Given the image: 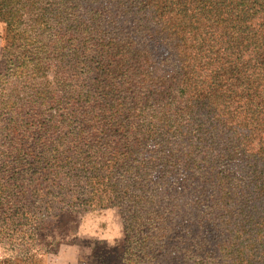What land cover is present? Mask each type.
<instances>
[{
    "label": "rangeland",
    "instance_id": "rangeland-1",
    "mask_svg": "<svg viewBox=\"0 0 264 264\" xmlns=\"http://www.w3.org/2000/svg\"><path fill=\"white\" fill-rule=\"evenodd\" d=\"M142 1L0 0V94L11 96L16 102L14 110L25 111L37 122L61 121L58 115L63 106L86 90L82 80L86 86L89 77L99 83V72L88 67L101 58L104 38L110 39L114 48L130 49L126 40L131 37L129 26L116 29L107 21L109 12L119 2ZM11 41L15 48L9 54L5 49ZM17 46H25L35 55ZM166 52L169 55L168 49ZM166 55L128 53L129 58H136L137 73L143 74L144 58L148 61L145 67L158 68ZM115 58L120 56L115 54ZM175 67L172 64L166 70ZM220 70L208 69L201 80L227 85L217 92L199 85L192 89L181 71L177 92L162 110L153 100L157 95L148 92L150 86L140 76L143 88L139 87V96L145 104L130 105L119 119L134 126L130 134L147 133L161 147L153 158L138 155L134 147L135 162L127 168L133 194H152L151 204L145 208L156 215L141 217L146 210L140 205L130 212L125 207L97 205L73 216L69 229L53 236L54 245L38 252L37 260L27 264H232L233 259H237L234 264H264V139L258 137L264 126L256 120L258 114L252 119L246 116L251 104L228 69ZM150 75L151 82L158 84L159 74ZM110 82L116 84L114 78ZM25 99L28 103L20 107ZM100 115L109 120V112ZM3 127L0 135L5 132ZM199 143L203 153L192 149ZM153 146L149 143L148 149ZM224 151L242 158L247 174L226 166ZM219 152L224 156L221 161ZM196 158L206 182L196 173ZM146 163L152 166L146 167ZM189 174L194 177L185 186ZM117 232L120 235L109 242L107 237ZM36 250L32 248V254ZM17 255L24 254L18 251L11 256Z\"/></svg>",
    "mask_w": 264,
    "mask_h": 264
},
{
    "label": "trees",
    "instance_id": "trees-1",
    "mask_svg": "<svg viewBox=\"0 0 264 264\" xmlns=\"http://www.w3.org/2000/svg\"><path fill=\"white\" fill-rule=\"evenodd\" d=\"M107 21L116 29L129 26L131 37L126 40L130 49L125 52L114 48L111 40L104 38L101 58L92 61L94 67H88L99 72V83L97 78L89 77L91 82L86 86L83 79L86 90H80L63 106L58 115L61 121L53 122L51 118L46 124L37 122L25 111L14 110L16 102L11 96L0 94V126L5 129L0 135V248L12 255L18 251L24 254L0 260V264L35 262L38 252L54 245V235L69 229L68 221L73 216L97 205L125 207L128 212L140 205L146 210L141 217L156 215L145 208L151 204L152 194H133L135 188L127 168L135 162L134 147L138 155L150 158L158 155L161 147L153 136L146 133L136 137L129 132L133 125L119 122L130 105L137 108L145 104L139 96L143 88L140 76L150 86L148 92L157 95L152 97L162 110L170 95L177 92L181 71L192 89L199 85L217 92L227 85L221 86L214 79L201 80L208 69L220 72V67H225L251 104L246 116L252 119L258 114L256 120L264 126V0L119 2ZM14 42L5 49L9 54L15 48ZM17 48L35 55L25 46ZM130 51L167 55L158 68L145 67L148 61L144 58L143 74L137 73L139 68L133 65L136 58L128 57ZM4 60L6 67L8 60ZM172 64L176 67L167 71L166 66ZM152 72L159 74L158 84L151 82ZM113 78L116 84L110 82ZM25 101L20 107L28 103ZM102 112H109V120L102 118ZM260 133L258 137L264 139V131ZM186 142L190 146L189 139ZM149 143L154 145L151 151ZM192 149L203 153L200 143ZM224 154L219 152L218 161L224 157L226 166L247 174L242 158L231 152ZM195 162L197 175L206 182L200 160L196 158ZM193 177L189 174L183 184L186 186ZM32 248L37 249L33 254ZM236 261L233 259L232 264Z\"/></svg>",
    "mask_w": 264,
    "mask_h": 264
},
{
    "label": "clouds",
    "instance_id": "clouds-1",
    "mask_svg": "<svg viewBox=\"0 0 264 264\" xmlns=\"http://www.w3.org/2000/svg\"><path fill=\"white\" fill-rule=\"evenodd\" d=\"M120 235L119 232L114 233L111 236H108L107 239L109 240V242H112V240L114 239V237H118ZM12 254L10 252L5 251L4 249L0 248V260H3L5 258L10 257Z\"/></svg>",
    "mask_w": 264,
    "mask_h": 264
},
{
    "label": "crops",
    "instance_id": "crops-1",
    "mask_svg": "<svg viewBox=\"0 0 264 264\" xmlns=\"http://www.w3.org/2000/svg\"><path fill=\"white\" fill-rule=\"evenodd\" d=\"M0 53H1V46H0Z\"/></svg>",
    "mask_w": 264,
    "mask_h": 264
}]
</instances>
